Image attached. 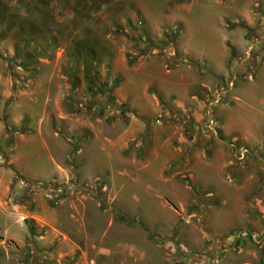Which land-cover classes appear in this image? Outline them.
<instances>
[{"label": "rangeland", "instance_id": "rangeland-1", "mask_svg": "<svg viewBox=\"0 0 264 264\" xmlns=\"http://www.w3.org/2000/svg\"><path fill=\"white\" fill-rule=\"evenodd\" d=\"M263 59L264 0H0V264H264Z\"/></svg>", "mask_w": 264, "mask_h": 264}, {"label": "crops", "instance_id": "crops-1", "mask_svg": "<svg viewBox=\"0 0 264 264\" xmlns=\"http://www.w3.org/2000/svg\"><path fill=\"white\" fill-rule=\"evenodd\" d=\"M256 4H259V3H256ZM246 18H250V15L244 14L242 19L246 20ZM224 35H225L224 38L228 39V42L229 41L232 42L230 48H227V46L224 47L228 53L226 58H225L226 64L224 65V67L219 72H216L213 69H209V70L214 77L219 78V79H223V80L227 76H232L235 79H237V77H239V76L241 77L242 80L239 82V85L236 88L234 87V91H232L233 96L231 97V101L234 103V106H233V108H230V109L238 108L237 110L234 111V113H238V114L240 113V114L244 115V110H242V109H243L244 105H246L248 98L246 97L247 96L246 90L240 89L239 86H243V85H247V84H255V82L260 79V74H257V76H253L252 81L245 80L247 77L251 78L250 73H253V69L250 68L251 70H250V72H248V67H247L248 64L246 62H244V60H242L241 63H239L238 61H234V62L230 63V61H232L231 60L232 52H235V50H243L245 45L241 40H235L234 38H232V37H234L233 32H229V33L226 32V33H224ZM223 45H225L224 42H223ZM212 52L214 53V56H216V58L223 55L218 46L215 48L213 47ZM261 67H264V59L261 61V65L259 68H261ZM260 72H261V70H260ZM251 91L253 92L254 90H251ZM261 94L262 95L260 96L259 100L262 101V103H264V90L261 91ZM237 103L239 104L238 106H237ZM219 121H220L221 134H223V137H225V138L230 137L229 135H227L225 133V131L223 129V122H224L223 118H222V120L219 119ZM233 135L234 136H232L230 138L238 139L239 141H242L246 144L251 145V143L243 135H241V134H233ZM252 146H255V145H252ZM241 231H249V230H241ZM251 232L257 233L264 238V233H258L256 231H251ZM243 242H244V240H237V241H231L230 240L227 245L230 247V249H239L242 245H244ZM253 244H255V243H253ZM260 246H262L264 248V244L260 245ZM245 264H250V263H245Z\"/></svg>", "mask_w": 264, "mask_h": 264}, {"label": "built area", "instance_id": "built-area-1", "mask_svg": "<svg viewBox=\"0 0 264 264\" xmlns=\"http://www.w3.org/2000/svg\"><path fill=\"white\" fill-rule=\"evenodd\" d=\"M252 73H250L251 75ZM228 88L226 87V89H221L220 91L215 92V94L211 97V99L209 100V102L207 103V117L208 120L207 122L204 124V127L206 129H208V131H212V133H214L215 135H217L218 131V124H217V120L213 117V113H212V107L213 105H219L221 104L225 98L223 97L229 90H231L232 88H234V82L233 80H231L230 82H228L227 84ZM231 147L234 151V157L235 159L239 160V161H244L246 160L249 156H250V151L247 147H238L236 145V143H231ZM245 238H250V240L255 243V245H263L264 244V238L257 234V233H253L250 231H236L234 233H232L231 235H229L227 237V239H225L224 241V245H223V249L224 251H227L230 249V247L227 245L228 242L231 241H237V240H244Z\"/></svg>", "mask_w": 264, "mask_h": 264}, {"label": "trees", "instance_id": "trees-1", "mask_svg": "<svg viewBox=\"0 0 264 264\" xmlns=\"http://www.w3.org/2000/svg\"><path fill=\"white\" fill-rule=\"evenodd\" d=\"M115 83H118V81L116 80ZM118 219H119L121 222H126V221H127L126 218H125L124 216H122V215H119Z\"/></svg>", "mask_w": 264, "mask_h": 264}]
</instances>
